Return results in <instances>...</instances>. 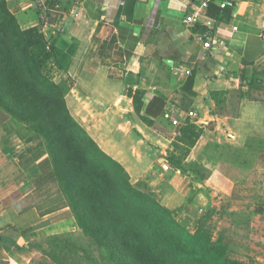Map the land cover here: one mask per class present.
Returning <instances> with one entry per match:
<instances>
[{"label":"crops","instance_id":"0c3cea01","mask_svg":"<svg viewBox=\"0 0 264 264\" xmlns=\"http://www.w3.org/2000/svg\"><path fill=\"white\" fill-rule=\"evenodd\" d=\"M6 1L22 28L41 30L63 67L56 73L127 115L126 124L150 139L155 152L167 154L178 132L163 116L169 110L181 125L190 120L203 130L184 163L198 160L213 172L218 162L206 146L220 133L233 141L259 135V129L241 134L240 125L264 131V97L252 96L264 95V0ZM204 1L202 12L214 26L190 21ZM8 129L6 122L0 126V264H72L68 254L80 237L73 214L68 207L41 213L36 201L27 205L35 187L21 189L29 185L18 179L26 171L19 167L25 153L15 149ZM159 160L181 174L168 159Z\"/></svg>","mask_w":264,"mask_h":264},{"label":"trees","instance_id":"16d2710c","mask_svg":"<svg viewBox=\"0 0 264 264\" xmlns=\"http://www.w3.org/2000/svg\"><path fill=\"white\" fill-rule=\"evenodd\" d=\"M52 60L41 30L22 28L7 1L0 0V126L14 118L30 127L33 140L44 142L65 199L59 208L39 211L68 207L78 227L115 264H245L224 234L213 236L205 220L188 231L144 181L132 182L124 165L69 112L68 89L45 68ZM193 81L192 75L189 85ZM177 128L182 136L172 146L181 154L169 150L167 159L182 169V158L203 130L190 120Z\"/></svg>","mask_w":264,"mask_h":264},{"label":"rangeland","instance_id":"374dc122","mask_svg":"<svg viewBox=\"0 0 264 264\" xmlns=\"http://www.w3.org/2000/svg\"><path fill=\"white\" fill-rule=\"evenodd\" d=\"M45 68L55 82L63 83L68 89L66 103L72 116L105 152L123 162L131 172L133 182L140 179L150 187L159 201L172 210L181 226L195 232L201 220H205L212 229L213 236L217 238L219 234H224L245 264H264L263 126H239L241 134L259 129V135L252 138L239 136L236 140L228 141L220 133L219 141L207 144L205 148L213 153L211 157L218 162L216 172L209 171L198 160L184 163L186 158H182L180 174L163 167L166 162L158 159H167L168 152H155L150 139L143 137L135 127L126 124L127 115L124 117L118 109L108 110L107 105L99 103L98 96L89 98V93L80 86H75V81L71 78L59 76L57 68L63 67L57 60L48 62ZM73 88L75 91H71ZM252 96L264 97L261 92H253ZM1 114L0 111V117ZM5 122L9 129L4 132H12L15 135L13 141L19 145L15 149L25 153L19 167H24L26 171L18 179L24 184L27 180L29 185L25 184L21 189L28 191L29 186L35 187L27 205L36 201L42 211L59 208L65 199L59 192L44 142L33 140L34 133L30 127L20 124L14 118ZM181 136L177 132L173 141ZM169 150H173L176 156L181 154L175 145L171 144ZM31 164L35 165L34 170L28 169ZM206 164L211 162L207 161ZM8 170L15 173L17 165L11 164ZM79 232L80 237L75 240L78 249L75 248L72 256L68 254L72 264H115L105 254H101L94 240L80 228Z\"/></svg>","mask_w":264,"mask_h":264},{"label":"built area","instance_id":"2783aa9c","mask_svg":"<svg viewBox=\"0 0 264 264\" xmlns=\"http://www.w3.org/2000/svg\"><path fill=\"white\" fill-rule=\"evenodd\" d=\"M226 5V3H222L221 6L224 7ZM208 6V3L206 1L202 2L201 5L196 8L191 17H190V21L192 23H202L205 27H209V26H214L215 24V21L212 20L211 18H208L207 16H205L202 12V9L203 8H206ZM204 37H205V41L203 43L204 47L205 48H209L211 47V43H212V40H211V37H209L208 34H204ZM189 115H193L192 112L189 113ZM164 118L166 120H168L173 126H179L181 125V121L178 117L174 116L173 112L171 110L167 111L164 113Z\"/></svg>","mask_w":264,"mask_h":264},{"label":"water","instance_id":"95a60500","mask_svg":"<svg viewBox=\"0 0 264 264\" xmlns=\"http://www.w3.org/2000/svg\"><path fill=\"white\" fill-rule=\"evenodd\" d=\"M164 61H165L167 64H170V65H171V63H172L171 60H167V59H165Z\"/></svg>","mask_w":264,"mask_h":264}]
</instances>
